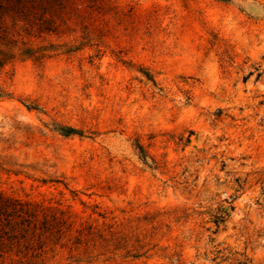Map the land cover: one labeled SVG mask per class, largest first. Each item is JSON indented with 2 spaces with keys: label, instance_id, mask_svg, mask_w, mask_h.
<instances>
[{
  "label": "rangeland",
  "instance_id": "rangeland-1",
  "mask_svg": "<svg viewBox=\"0 0 264 264\" xmlns=\"http://www.w3.org/2000/svg\"><path fill=\"white\" fill-rule=\"evenodd\" d=\"M83 15L0 71V192L124 238L50 264H264V0Z\"/></svg>",
  "mask_w": 264,
  "mask_h": 264
},
{
  "label": "trees",
  "instance_id": "trees-1",
  "mask_svg": "<svg viewBox=\"0 0 264 264\" xmlns=\"http://www.w3.org/2000/svg\"><path fill=\"white\" fill-rule=\"evenodd\" d=\"M107 6L108 0H0V71L20 57L41 60L42 47L33 45L32 39L73 32L72 21L82 24L83 14ZM60 131L64 136L78 133L71 128ZM138 149L146 160L142 146ZM219 221L214 223L218 226ZM118 233L112 227L104 231L91 225L76 228L71 215L58 207L0 192V264H50L57 249L73 252L82 246L87 262L99 256L110 260L124 242ZM97 241L100 253L94 256L90 246Z\"/></svg>",
  "mask_w": 264,
  "mask_h": 264
}]
</instances>
